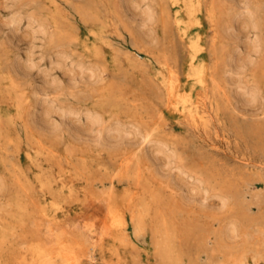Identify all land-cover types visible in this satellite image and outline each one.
<instances>
[{"label":"rangeland","instance_id":"obj_1","mask_svg":"<svg viewBox=\"0 0 264 264\" xmlns=\"http://www.w3.org/2000/svg\"><path fill=\"white\" fill-rule=\"evenodd\" d=\"M55 1L53 4L48 0H0V97L4 98V101L0 98V115L3 116L0 123H4L1 130L12 137L3 145L6 151L0 153V159L1 156H6L5 166L0 161V174H4L8 185L19 176L23 185L30 188L29 194L41 200L52 189L56 191L66 200L65 203L61 202L63 208L57 213L60 221H69L73 215L76 217L86 213L87 208L82 200L93 191L98 195L111 187L118 194L127 190L133 192L136 188L132 178L118 173L121 160L126 156L130 157V146L110 145L112 149H108L105 145H93L83 133L90 127L92 115L100 112L107 120L106 125L131 131L129 140L139 139L145 131L152 128L149 116L154 113L164 123V130L159 131L157 128L153 133V137L157 139L149 140L142 150L145 155L143 168L151 183V190L145 193L144 201L136 198L133 203L141 204L143 228L141 232L135 233L129 213L126 214L129 222L126 233L130 244L128 252H120V255H129L128 258L134 264H209L210 257L225 264H230L226 260L231 257L243 258L244 264H264V0H252L260 6L259 28L252 26L255 18L250 19L243 12L233 20V30L226 31L230 12H240L243 0L219 1L222 6L218 10L217 31L212 29L204 7L201 15L204 24L200 30L204 34L203 54L209 66L217 64L220 72L217 74L218 79L222 78L225 70L226 57L235 48L236 53L232 57L242 61L252 54L258 43L255 34L258 33L260 38L259 51L244 73L227 72L224 75V84L231 92L235 110L227 104L222 93L214 89L211 79L207 81L205 90L193 88L191 100L196 95L204 97V108L209 119L206 126L197 125L187 113L179 115V112L165 109V90L158 78L161 53L164 50L166 60L174 66L182 80L188 71L189 61L187 37L182 38L180 29L173 23L181 19L182 13L177 14L178 8L170 0H162L170 15L165 35H162L160 24L159 0ZM206 1L210 3L212 0ZM149 4L158 11V15L153 22L142 25L141 17ZM15 14L21 16L16 24V32L9 30L7 26ZM32 14L35 16L30 20L28 17ZM242 21L250 23L240 28ZM197 31L199 30L191 27L188 34L194 35ZM216 33L218 41L213 46L211 39ZM214 52L219 59L215 58ZM27 55L31 56L32 66L23 74L13 64L24 63ZM115 55L118 57H114ZM90 71L96 72L94 81L87 77ZM73 77L76 78L70 83ZM44 78L47 81H58L62 90L59 89V93H48L46 97L40 94V100L31 89L42 88L45 85ZM16 82L19 87L24 86L31 93L32 103L38 101L34 103L36 106L31 103L28 113L32 118L28 116L27 119L31 122L28 125L19 119L16 114L18 112L12 106L13 86H16L13 83ZM185 82L188 86L192 83L190 79H185ZM243 84L248 85V89L255 88L257 92L247 103L240 101L236 95L237 86ZM109 87L112 89L109 90ZM68 106L75 111L69 118L75 121L72 122L75 123L73 128L69 125L61 127L63 130H50V135L49 127L35 125L37 117L40 119L34 114L35 110L41 113L45 108H50V112H53L45 114L44 119L53 121ZM6 114L11 118L10 123L15 122L17 125H11ZM34 128L37 132L40 131L39 135L45 134V140L44 135L41 136L45 144L42 148L31 138ZM77 129L79 130L76 132ZM66 130H69L67 134ZM49 135L52 143L47 140ZM86 142L90 146L84 144ZM157 148L162 150L156 154V160L152 154ZM172 155L174 157L171 158ZM50 156L53 158H49ZM175 157L179 160L176 161ZM165 160L168 161L167 165H164ZM41 177L43 180L48 177L46 181L49 180L47 186L42 187L44 190L39 182ZM158 187L162 191L161 201H152L151 191ZM190 187L195 188L196 199L189 197ZM71 190L72 199L69 197ZM2 194L0 192V207L5 212L12 213L13 206L7 204ZM202 196L206 197L205 202L198 200ZM98 208L95 209L99 210ZM6 216L9 220V215ZM230 229L232 232H229ZM2 255L5 258L2 263L8 261L7 252Z\"/></svg>","mask_w":264,"mask_h":264},{"label":"bare ground","instance_id":"obj_2","mask_svg":"<svg viewBox=\"0 0 264 264\" xmlns=\"http://www.w3.org/2000/svg\"><path fill=\"white\" fill-rule=\"evenodd\" d=\"M48 1L50 3H53V4H54V2H56L55 0H48ZM159 1H160V3H159L160 24L162 26V35H165L167 27H168V23L170 22V17H169L170 15H169V12H168L164 2L162 0H159ZM170 1L172 2L173 5H175L178 8L177 14L178 13L180 14V12L182 13L181 19L179 18L176 20L177 22H173V23L177 24L178 28L180 29V35L182 36V38L186 39V37H187V49H188L189 61L187 63L188 64V66H187L188 71L186 70L187 72L185 73L184 78L182 80L180 78L177 70L174 68V66H172L168 60H166L164 50L162 51V53H161L162 59H161V61H159L158 78L160 80L161 87L165 90V101H164L165 102V109L169 112H179V115H184L187 113L189 115V117L191 119H193V121L197 125L200 124V125L206 126L209 123V119L207 118V113H206V110L204 108V106L206 105V104L204 105V101H205L204 97H202V96L199 97L200 95L199 96L196 95V97L194 96L195 99L191 100L193 88L205 90L207 87V81L209 79H211L214 83L213 84L214 89L216 91H218L219 93H222L227 104L231 105V109L235 110V106L234 105L232 106L233 102H232L231 97H230L231 92L226 89V86L224 84L225 83L224 75L227 72L244 73L243 71L246 69V67L253 62V60H254L253 56L256 53H258V51H259L258 43L260 42V38H259L258 33L255 34V40L258 43H257V45H255L254 49L252 50V54H249L246 57V59H244L242 61L237 57H232V55L236 53V48H235L232 51V53H230V55H228V57H226L227 59L224 62V69L225 70L223 71L222 76H221L222 80L218 79L217 74H219L220 72L218 70L217 64H215L213 67H211V66H209L207 60L204 58L203 53H204L205 47L202 43V41L204 39V34L200 30H201V28H203V24H204L202 21L201 15H202V13L204 11V7H205L206 15H207L208 20L210 21L212 29L214 31H217L216 30V24H217L218 10L222 6V4L219 2L220 0H212L210 3H207L206 0H170ZM223 2H225V0H223ZM259 7L260 6H259L258 2L256 3L255 1H252V0H243L241 2L240 8H242V9L240 10V12H238V13H235L236 11L230 12L229 19H228V26L226 28V31L233 30V27H232V25L234 23L233 20L236 17L240 16V14L243 12L248 14L250 19L255 18V21H253L252 26L254 28H259L260 27V20H259V16H258ZM54 10L59 11L57 9H54ZM260 10H262V9H260ZM173 11H175V10H173ZM79 12H81V11H79ZM85 15H86V13H85ZM157 15H158V11H156L154 9L152 4H149V5H147V10L144 12V15H142L140 22L142 25L149 24L156 19ZM33 16H35V15L32 14L28 18L30 20H32ZM173 16H174V14H173ZM20 19H21V16H17L16 14L14 16H12L11 19L7 23V26H9V30L15 31L16 30V24L20 21ZM63 19H65V18H63ZM172 20H174V19H172ZM249 23H250L249 21H242L240 28L246 27L247 25H249ZM191 27H195L199 31H197V33H195L194 35H189L188 31ZM90 34L92 35V33H90ZM101 34H103V33H101ZM66 35H68V34H65V36ZM65 36L63 38H65ZM66 37L68 38L69 36H66ZM99 38L101 39V36H99ZM104 39H106V38H103V40ZM94 40H95V38H94ZM97 41H99V39ZM217 41H218V35L216 33L211 39L212 45L214 46L217 43ZM103 42H105V41H103ZM103 42H101V43H103ZM83 43H85V42H83ZM84 48L86 49V47H84ZM116 51H117V49H116ZM213 51H215V50H213ZM215 52L213 53L216 56L215 58L219 59L217 56V53H215ZM92 55H93V53H92ZM114 57H118V56L115 55ZM25 60L26 61H24V63L19 64V63L15 62L13 64L15 67L20 69L23 72V74L25 72H27L28 68H30L32 66V60H31L30 55H27ZM117 62H119V61H117ZM92 69H93V67H92ZM94 71H95V69H94ZM0 72H1V70H0ZM94 73H96V72H94ZM94 73L90 71L88 76L87 75L86 76L89 79L91 78L94 81L93 76L96 75V74L94 75ZM4 74H5V72H4ZM9 74L11 75V77L14 78L12 73H9ZM81 76H82V74L79 77H81ZM98 76H99V74H97V77ZM121 77H123V76L121 75ZM75 78L76 77L71 78L69 82L72 83L71 81L75 80ZM119 78H120V76H119ZM96 79L97 78H95V80ZM148 79H149V77H148ZM185 79L186 80L190 79L192 81V83L188 86L185 82ZM11 81L12 80H10L9 82L11 83ZM137 82H138V80H137ZM148 82H150V81H148ZM44 83H45V85H43V87L40 89H37V90L35 88H32L33 90L31 89L34 96H37L38 99L41 98L39 96L40 94H42L43 96L46 97L48 95V93H51V92L52 93H56V92L59 93L58 90L61 89V86L58 83V81H55V80L47 81L46 78H44ZM13 85H16L18 87L16 88V86H13L14 96H13V105L12 106H14L15 112L16 111L18 112L16 114H18L19 119H21V121L23 120L25 125L26 124L28 125V122H29L28 119L30 117L29 116L30 113H28L29 108L31 107L32 104H34L38 101H36V102L34 101V103H32V101L30 100L31 93L29 94L28 90L26 88H24V86H23V88H22V86H20L21 87L20 88L17 82H16V84L13 83ZM147 86H148V84H147ZM11 87H12V83H11ZM111 87H109V90L112 89ZM115 87H116V85H114V88ZM118 87H120V86H118ZM3 88H5V86ZM29 88H31V87H29ZM142 88H143V86H142ZM0 90H1V88H0ZM8 91H10V90H8ZM255 92H256L255 88L252 87V88L248 89V85L243 84V85L237 86L236 95L240 101L246 102V101H250L251 99H253ZM4 94H5V92H4ZM0 95H1V93H0ZM55 99H56V97H55ZM2 100L4 101V98ZM5 100H6V98H5ZM7 101L9 102V100H7ZM103 102H104V100H103ZM2 104H4V103H2ZM35 106H33L34 109H35ZM47 108H45V109L43 108L44 110L41 113H38L35 110L36 113L34 112V114H37V116L40 117V119H38V117L36 116L37 120L34 121L36 126L42 125L44 127L46 126V128L49 127L48 130L50 133V130L53 131V130H57V129H62L61 127H66L69 125H70L69 127H72L73 124H75V123H72L74 120L73 121L69 120L71 114H73L75 112L74 109L69 108V106H68V108L63 107L65 109H62L61 113L58 115L57 119L53 120V121H48L47 119L46 120L44 119V115L49 113L51 110L50 108H49V110ZM106 111L103 113H106ZM52 112H50V113H52ZM99 113L92 115L90 127H88L87 130L84 129L85 131H84V133L83 132L82 133L88 141H91L94 143L93 145H101V146L105 145V147H107V148L110 147L111 149H112V147L110 145H113V146H115V145L130 146L129 149H130V151L132 150L130 157L126 156L125 158H123L121 160V162L119 163L118 173L121 176H125L126 178L127 177L132 178V180L135 183L136 189L133 192L127 190V191L119 193V194L116 193L111 187L107 190L99 192L98 195L94 194L95 191H93V193H91V194H89L87 192L88 195H86L82 200L83 201L82 204L84 203L86 205V208H87V210L85 211L86 213L80 212L81 214L79 216L75 215L76 217H74V215H73L75 213L74 212L72 214L73 218L69 219V221H66V219H65V221H62V220L60 221L57 213L60 211V209L63 208L61 202L64 201V203H65V201H66L65 198L62 199L61 195L56 193V191L54 192L53 189L51 191H49L48 195L45 196L44 199H42V200L39 198H36V197H32L31 194H29L30 188L28 186L23 185L19 176L15 178V181H13V183L8 185V182L4 178V174L3 175L0 174V192H1V194L3 193L2 195L4 196V199L6 200L7 204H11L14 208V211L12 213L11 212L9 213V212H5L4 208L0 207V252H1L0 253V264H134L133 261L132 262L130 261V259H129L130 257L128 258L129 255L128 256L127 255H125V256L120 255V252H126V253L128 252L129 244H130L128 242L129 238H128L127 233H126L127 224L129 223L127 218H126V214L129 213L130 223L132 224L134 232L135 233L141 232L142 228H143V215H142V210L140 207L141 204L139 203L137 205H133V203H134L136 198H138L139 201H144L143 197H144L145 193L147 191H149V189H150L149 187L151 184L149 179L147 178L148 176H146V174L144 172L143 164L145 162L143 161L144 160L143 158L145 155L143 154L142 150H144L145 145L147 144V142L149 140H156L157 139V137H153V133L157 128L159 131L164 130L163 129L164 123L160 122L159 117H157L153 113V115L149 116L150 117L149 121H151L153 124L152 128L145 131L143 133V135L141 136V138H139V139L130 138V140H129L128 136H129V134H131V131L127 132V131L120 130L116 127H111L110 125H106V122H107L106 118L104 117L103 114H101V113L99 114ZM108 113H109V111H108ZM32 114H33V112H32ZM8 115L9 114H6V118L8 119V121L9 120L11 121V118ZM105 115H107V114H105ZM2 117L3 116L0 115V120H2ZM30 118H32V117H30ZM34 118H35V116H34ZM7 119H5L4 121L7 122V124H8ZM10 121H9V123H10ZM12 122H13V120H12ZM30 123L31 122H29V124ZM2 124H4L3 121H2V123H0V149H2V151L0 152L1 154H3L2 153L3 151H6L5 149H3L4 148L3 145L4 144L6 145L7 141L12 139V137H10V135L6 134V132L4 133L1 130L2 127H4V126H2ZM13 124H11V125H13ZM23 126H24V124H23ZM44 127H43V129H45ZM69 127H67V128H69ZM76 128L77 127H75V129ZM78 128H79V126H78ZM94 128H95V130H94ZM69 130H70V128H69ZM69 130H66L67 132L65 131L66 134L68 133ZM78 130L79 129H77L76 132ZM158 130L156 132H158ZM35 131H36V129L34 128L31 138H34L36 140L37 145L41 146L40 148H42L44 143H43V139L41 138V136L44 135V137H45V134H42L43 133V131H42V133H41L42 135H39L40 131L39 132H37V131L35 132ZM13 133H14V131H13ZM51 134L52 133H50V135ZM50 135L48 136L49 139H47V140L51 141ZM53 135H54V133H53ZM71 135H73V134H71ZM76 135H77V133H76ZM54 137H56V136L54 135ZM31 138H30V140H32ZM17 139H16V141H18ZM45 139H46V137L44 138V140ZM58 139H59V137H58ZM80 139L81 138H79V140ZM62 140H63V138H62ZM52 141H51V143H52ZM66 141H67L66 145H68V140H66ZM54 142H55V140H54ZM84 142H85V140H84ZM64 143H65V141H64ZM56 144H58V143H56ZM84 144L87 145V142ZM90 144H92V143H90ZM107 144H109V146H106ZM37 145H35V146H37ZM76 145H79V144L77 143ZM135 145H137V147ZM87 146H90V145H87ZM81 147H82V145H81ZM114 148H113V150H114ZM161 150H162L161 148L155 149L153 151L152 157L154 159H156V154L158 152H160ZM141 151H142V153H140ZM41 152H42V150L40 151V153ZM44 152H45V150H44ZM50 152L53 154V152L51 150H50ZM98 153H99V151H98ZM52 154H50V155L52 156ZM47 155H48V153H47ZM3 156H1L2 160L0 159V161H1V165L5 166L4 165V158L6 156L5 157H3ZM51 156L49 158H53ZM172 157H174V156L172 155L171 158ZM175 160L177 161V160H179V158L175 157ZM7 162H10V161H6V163ZM10 164L13 165V163H11V162H10ZM15 164H14V167H15ZM51 164H53V163H51ZM167 164H168V161L164 162V165H167ZM17 165H19V164H17ZM56 165H58V162ZM69 166H70V164H69ZM103 166H105L104 163H103ZM37 167L39 168V166H37ZM48 167H50V166H48ZM18 169H20V168H18ZM46 169L48 170V168H45V170ZM52 171H53V169H52ZM56 173H58V172L56 171ZM108 173H111V172H108ZM147 173H148V171H147ZM104 176H105V174H104ZM111 176H110V178H111ZM51 177L53 179V176H51ZM105 177H107V175ZM41 178L39 179V182H40V186L42 188L44 186H47V182L49 180L46 181V179L48 177L45 180H43V178L42 179ZM152 178H154V177H152ZM56 179H58V178H56ZM53 180H55V179H53ZM101 180H99V181H101ZM51 182H52V180H51ZM109 182H110V180H109ZM124 182H125V180H124ZM156 183H157V181H156ZM70 184H72V183H70ZM110 184H112V183L110 182ZM63 185L65 186V184H63ZM160 185H161V183H160ZM37 186H39V185L37 184ZM37 186H36V188H37ZM73 187H74V185H73ZM85 187H86V185H85ZM66 189H68V188H66ZM78 189H79V187H78ZM38 190H39V188H38ZM87 190H88V188H87ZM189 190H190L189 197L196 199L197 195L194 193L195 188L190 187ZM46 193H47V191H46ZM81 193H83V192L81 191ZM60 194H61V192H60ZM77 195H78V193H77ZM77 195H75V196H77ZM72 196H73V191L71 190L69 197L72 199ZM161 198H162V191L160 190V187H158L157 189H153L151 191V200L152 201H161ZM73 199H74V197H73ZM75 199H76V197H75ZM78 200H79V198H78ZM198 200L205 202L206 197L205 196L198 197ZM72 201L73 200H71V202ZM99 205L101 206L100 209L98 208ZM78 207H79V205H78ZM96 207L99 210L95 209ZM150 208H151V206H150ZM72 211H73V209H72ZM67 214L68 213H66V215ZM6 215H9V220L7 219ZM60 216H62V215H60ZM191 228H193V227L191 226ZM229 232H232V230L230 229ZM217 247L218 246H216V248ZM130 250H132V248H130ZM5 252H7V260L8 261L5 260V261H3L4 263H2V259H5L2 255V253H5ZM231 258L230 259L228 258V260H226L227 262H230V264H244L243 258H236V257H231ZM209 260H210L209 264H225V262L220 263V262H217L215 260H212V257H210ZM164 264H167V263H164Z\"/></svg>","mask_w":264,"mask_h":264}]
</instances>
